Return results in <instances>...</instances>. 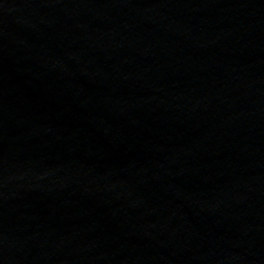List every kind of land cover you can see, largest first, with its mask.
<instances>
[{
  "label": "water",
  "instance_id": "1",
  "mask_svg": "<svg viewBox=\"0 0 264 264\" xmlns=\"http://www.w3.org/2000/svg\"><path fill=\"white\" fill-rule=\"evenodd\" d=\"M0 137L36 264H264V0H0Z\"/></svg>",
  "mask_w": 264,
  "mask_h": 264
}]
</instances>
